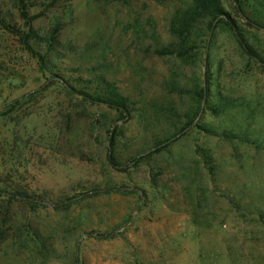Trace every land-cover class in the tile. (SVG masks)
Listing matches in <instances>:
<instances>
[{
  "label": "rangeland",
  "instance_id": "1",
  "mask_svg": "<svg viewBox=\"0 0 264 264\" xmlns=\"http://www.w3.org/2000/svg\"><path fill=\"white\" fill-rule=\"evenodd\" d=\"M191 1L0 0V264H264V0Z\"/></svg>",
  "mask_w": 264,
  "mask_h": 264
},
{
  "label": "trees",
  "instance_id": "2",
  "mask_svg": "<svg viewBox=\"0 0 264 264\" xmlns=\"http://www.w3.org/2000/svg\"><path fill=\"white\" fill-rule=\"evenodd\" d=\"M190 7H187L188 11L191 10V19L189 20H186L184 22V20L182 21L181 19H177V23L178 26H177V30L174 29L173 27V31H174V34L175 36H177L178 40L180 41L178 46H177V49L173 48V50H170L169 53H175L177 54L178 56H183L184 53H185V50H184V42L186 41V38L187 37V29H188V26H194L197 22L201 21V20H204L206 17H208V14L211 15L214 14V20L216 19V16H218L219 14H222L223 11L222 9L220 8L219 4L217 3L216 0H192L191 1V4H189ZM25 6H23L22 4H20L19 6V12L21 14V16L24 18L25 15H26V12H25ZM201 23V22H200ZM212 23L210 24L209 23V29H211L212 27ZM59 32V26H56L55 29L52 30V32L50 33V36L48 38V42H47V47L49 49H51L52 47H54V45L56 44V42H54L56 40V34ZM34 35V34H32ZM29 37V36H28ZM28 38H26L27 40ZM51 41V42H50ZM25 45L28 49V51L34 56L36 57L39 62L44 65L46 64V61H47V54H44L42 55L41 53H39L38 51H36L32 46H30V44L28 42L25 41ZM241 46L244 48V50L246 51V53H248L249 55H254V52L252 51L251 48H249L247 45H243L241 44ZM159 52V51H158ZM69 85V84H68ZM67 85V86H68ZM71 91H73L74 88H71L70 86H68ZM81 97L85 100L87 99H91L88 94H81ZM104 96H101L103 98H101L103 102L107 103V104H110V105H114L115 107H117L118 109H121L122 107H125L126 106V103L125 101L118 97L115 93L113 92H106V94H103ZM32 95H29V98L31 97ZM23 99V98H22ZM22 99L20 100H17V104H21L22 102Z\"/></svg>",
  "mask_w": 264,
  "mask_h": 264
}]
</instances>
